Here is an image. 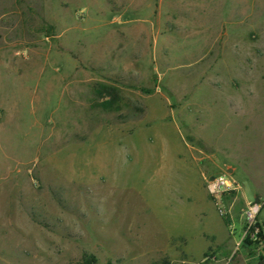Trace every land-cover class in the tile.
I'll use <instances>...</instances> for the list:
<instances>
[{"label": "rangeland", "instance_id": "obj_1", "mask_svg": "<svg viewBox=\"0 0 264 264\" xmlns=\"http://www.w3.org/2000/svg\"><path fill=\"white\" fill-rule=\"evenodd\" d=\"M257 195L264 0H0V264H264Z\"/></svg>", "mask_w": 264, "mask_h": 264}, {"label": "built area", "instance_id": "obj_2", "mask_svg": "<svg viewBox=\"0 0 264 264\" xmlns=\"http://www.w3.org/2000/svg\"><path fill=\"white\" fill-rule=\"evenodd\" d=\"M208 191L213 200L219 206L220 213L227 215L229 209L226 206L223 196L239 190L240 185L229 178L226 174L212 176L207 181ZM264 210V198L258 197L256 200L248 201L242 213V231L243 237L251 240L253 244L262 243L264 225L260 221V214Z\"/></svg>", "mask_w": 264, "mask_h": 264}, {"label": "trees", "instance_id": "obj_3", "mask_svg": "<svg viewBox=\"0 0 264 264\" xmlns=\"http://www.w3.org/2000/svg\"><path fill=\"white\" fill-rule=\"evenodd\" d=\"M261 236L264 238V233H262ZM246 244L251 245V244H253V242L251 240L247 239Z\"/></svg>", "mask_w": 264, "mask_h": 264}, {"label": "crops", "instance_id": "obj_4", "mask_svg": "<svg viewBox=\"0 0 264 264\" xmlns=\"http://www.w3.org/2000/svg\"><path fill=\"white\" fill-rule=\"evenodd\" d=\"M257 198H258V195H257ZM219 226L221 227V228H219V229L221 230L222 234H224V232H223L224 228H223L222 225H220V224H219Z\"/></svg>", "mask_w": 264, "mask_h": 264}]
</instances>
